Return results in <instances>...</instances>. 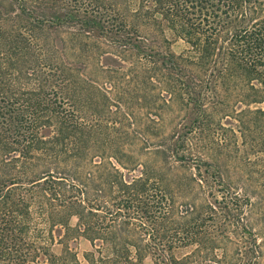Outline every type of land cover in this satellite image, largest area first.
Wrapping results in <instances>:
<instances>
[{"label": "trees", "instance_id": "16d2710c", "mask_svg": "<svg viewBox=\"0 0 264 264\" xmlns=\"http://www.w3.org/2000/svg\"><path fill=\"white\" fill-rule=\"evenodd\" d=\"M132 101L155 116L176 101L184 136L142 162L120 150L107 132L122 122L104 113L131 120ZM189 161L216 168L218 185L181 174ZM226 161L264 167V0H0V264H80L79 238L86 264H257L251 232L233 257L225 249L252 207L225 188Z\"/></svg>", "mask_w": 264, "mask_h": 264}, {"label": "rangeland", "instance_id": "374dc122", "mask_svg": "<svg viewBox=\"0 0 264 264\" xmlns=\"http://www.w3.org/2000/svg\"><path fill=\"white\" fill-rule=\"evenodd\" d=\"M165 36L169 40L170 50L174 54L179 55L186 50V44L182 40L175 38L168 30H165ZM67 54L68 61L71 62L74 67H78L79 70H81V65L83 64L77 62L75 60L76 58L71 53L67 52ZM101 62L103 63V65H108L111 67H119L120 64L114 58L112 60H107L105 57L101 59ZM121 66L127 67L128 64L124 63V65ZM92 67L89 66L90 69H84L82 71L83 74H88V78L93 80L98 85H103V88L108 87L109 84L105 83V80L103 81L101 77L97 76V73L94 72L95 68ZM101 82L103 83L101 84ZM151 104L144 103V105H146L147 107L154 108V106ZM147 107H143V105L140 106V103L138 104L136 101H132L131 109L128 111L130 112L129 114H131L130 120L124 119L122 116L123 113L127 112L126 109H123L122 107L120 110L117 109V107L114 108L111 106L110 112L116 113L117 116H114L113 113L109 114L108 116V111L106 110L104 113L105 117L103 119V122H108L110 124L111 122H122V124L118 125V130H109L107 133L110 134L111 138H114L115 136L117 137V135H119L120 142H118V145L120 146V150L133 154L137 158V160H139V162H142L146 153L151 152L156 147H158V145L156 144L158 140L168 137L174 138L176 140L178 135L183 137L186 128L189 125V115L176 101L167 102V105L165 107H159L158 116H155V113ZM86 119L90 121L92 120V117H88ZM236 141L240 142V138ZM183 144L189 147H202V145H204V143L201 142L198 138L196 140V137L193 138L189 135H186V140L183 142ZM185 148L187 149L186 146ZM198 152L205 161L210 162L209 155L206 153L205 150L200 151L198 149ZM258 156L260 157V155H257V157ZM261 157H263V155H261ZM190 162L191 161H189L188 163ZM220 165H224V163H220ZM225 165H228L229 167L225 168ZM225 165L224 168L220 169V175L223 176V179L221 180L224 183L225 188L231 191H235L240 195L239 205L241 204V206H244L243 204H245V201L243 199L246 197L250 200V203L252 205L250 211H248V208L245 209V216L241 215V218L239 220V224L243 225V229L237 232V234H232L229 237V240H227V243H224L228 257H233L232 255L237 249V247H243L244 242L246 243V240L249 239L247 233L251 232L253 236H255V240L260 248V254L258 256V259L256 260L257 264H264L263 164L260 161H256V163L252 164V167L249 169H245V167L239 164H230L228 163V161H226ZM184 170L185 171H179L182 172L181 174L185 175L186 177L194 175L196 178H202V180L203 178H208L209 176H212V180L215 181V177H217V174H219L216 168H212L208 165L195 162H191L187 166V168H184ZM123 172L126 173L125 170ZM131 175H133V173H131ZM215 184L218 185V178L216 179ZM195 186L196 185L194 183H191L187 192H191L193 190V192L199 193L200 191H194ZM216 189L218 190V187H216ZM189 201L190 200H188V202ZM75 222V218H72L71 225H74ZM69 246L72 249V252L76 254L78 262L80 264H86V261L84 260L83 256L84 254L90 253L92 251L90 243L83 238H79L75 241H70ZM194 248L195 245H192L185 249H181V252L179 253L188 254ZM51 249L52 252L56 255L61 252V246L59 244H54ZM217 254H219V252H217ZM27 264L37 263L28 262ZM137 264H152V259L150 256H146L141 262Z\"/></svg>", "mask_w": 264, "mask_h": 264}]
</instances>
